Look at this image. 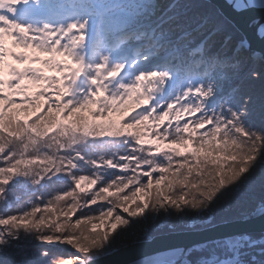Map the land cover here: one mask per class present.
Returning <instances> with one entry per match:
<instances>
[{
  "label": "trees",
  "instance_id": "16d2710c",
  "mask_svg": "<svg viewBox=\"0 0 264 264\" xmlns=\"http://www.w3.org/2000/svg\"><path fill=\"white\" fill-rule=\"evenodd\" d=\"M92 1L127 13L128 37L121 47L141 39L135 26L152 29L155 42L162 41L154 47L157 51L164 42L175 41L182 29L189 30L176 43L172 59L178 61L167 66L178 67L181 77L185 71L180 65L190 58L207 61L201 75L181 77L193 87L200 84L186 95L196 102L200 117L189 111L182 118L177 105L169 108L167 97L146 112L114 116L108 110L111 102L100 105L93 90L103 88V80L97 77L92 84L88 73L77 81L74 74L62 72L68 98L60 115L45 98L58 95V78L40 74L23 90L18 87L17 101L0 114V216L24 217L31 223L26 228L0 224V248L8 260L26 253L25 264H75L86 255L158 232L243 218L264 204L262 58L252 59L239 48L230 63L213 62L217 53L232 51L243 37L240 30L208 0H66L74 11L86 10L88 18L96 12ZM73 26L81 47L84 26ZM200 40L202 51L187 53ZM244 67L249 68L240 79H232ZM176 85H169V94ZM210 98L209 106L219 110L213 108L216 121L207 119L210 107H201L200 100L207 104ZM37 107L40 112L28 117ZM124 208L129 211L124 223L105 225L102 233L105 213L111 217ZM34 210L31 217L25 215ZM213 245L190 250L187 257L192 264H208L230 254ZM245 264H251L249 258Z\"/></svg>",
  "mask_w": 264,
  "mask_h": 264
},
{
  "label": "rangeland",
  "instance_id": "374dc122",
  "mask_svg": "<svg viewBox=\"0 0 264 264\" xmlns=\"http://www.w3.org/2000/svg\"><path fill=\"white\" fill-rule=\"evenodd\" d=\"M30 1L32 6L38 2V10L36 12H29L30 10H28L22 18L9 19L8 24L2 28L3 34L0 35V105H5L9 100L10 102L16 101L17 99L11 95L13 93L17 94L16 89L22 87L24 82L29 81V79L35 81L40 74L47 76L48 73L54 70L58 72L61 80L64 76L62 72L67 70L68 74H74L77 81H81L79 79L85 73L90 75L92 81L96 80L97 77H101L103 88L97 85L93 89L95 94L97 93L99 104L104 105L105 101L109 100L111 102L109 105L111 107L108 109L109 112L114 116L121 114L126 117L132 112H146L155 103L152 91L155 85L153 79L157 70L161 72L160 76L158 75L160 81H162L163 77H167L170 84L174 83V81L177 84L173 93L167 96V98L171 99L169 108H174L177 105L181 110L179 112L182 118L189 111L194 113L195 117H200L195 112L199 110L196 108V102L186 97L188 93H194L191 91H195L200 84L193 87L189 85L187 80L181 78L191 74L184 73V75L178 77L175 70L172 71L165 65L162 68H157L159 66L160 52L152 47V43L146 44L139 51L136 50L137 46L134 47L135 45H133L125 47L117 53L114 52L126 39L118 37L116 42L106 39L109 38V32L115 33L117 31V34L124 29L128 17L123 10H113L114 6L110 4L104 5L102 8H97L94 5L96 12L92 18H88L85 16L86 10L74 11L63 0H52L54 5L48 3V0ZM30 14H33V16H29ZM70 21L72 23L81 22L84 26L83 31L80 33L86 39L81 47V42L77 38L78 33H76L72 25H69L71 24ZM186 32L182 29L180 33L184 35ZM114 37L116 36L114 35ZM10 39L15 48L13 54L7 48ZM190 46H188L187 51L195 53L196 47L190 48ZM231 54L229 53L228 55ZM51 56L52 58L50 59ZM11 59L18 63V70H12V67L9 66ZM69 60L72 63L79 64L78 67L80 66V68L76 67L74 69L72 65L67 64ZM103 68L105 70L102 73ZM248 68L244 67L240 74L232 73V79H240L241 73H245L244 71H247ZM79 71H83V75L79 74ZM96 72H100L102 75H98ZM60 83L62 87L66 85L65 81H60ZM178 86L179 88H177ZM210 101L211 99H208L206 101L207 104H205L203 99L200 100V102H203L201 107L203 106L205 109L210 107L211 110L208 111L207 119L212 118L213 121H216L218 116L213 114V108L217 112L219 110L216 106H209V104H212ZM51 102H53V99ZM54 102L58 103L57 100ZM119 104L123 106L122 109H118ZM34 109L29 116L40 110L39 108ZM22 114L28 116L27 114ZM223 121L226 122L224 119ZM214 125L213 123L212 127ZM225 129L229 131L228 137H232L233 132L230 128L225 127ZM185 147V150H188L189 147L186 145ZM142 198L141 194L137 195V200L140 203H143ZM120 212L122 214H113L111 216L114 218L113 220L109 217V213H105L101 222L102 227H100L102 233H104L103 228L105 225L114 228L117 224L124 223L129 211L124 208ZM137 213H140V209H138ZM195 219L193 218L192 221ZM212 243L221 248L225 247L223 249H227L230 253L226 254V256H220V258L231 257L235 252L244 251L250 247L264 246V232H248L246 240L241 242L229 244L225 239ZM203 245L193 246L191 251H189L199 250ZM186 258H188L187 254ZM248 258L251 264H258V259H252L250 256ZM248 258H238L235 261H228L223 264H245ZM80 260L82 258L76 259L75 264ZM188 260L192 264L189 258ZM172 264L182 263L178 259Z\"/></svg>",
  "mask_w": 264,
  "mask_h": 264
},
{
  "label": "water",
  "instance_id": "95a60500",
  "mask_svg": "<svg viewBox=\"0 0 264 264\" xmlns=\"http://www.w3.org/2000/svg\"><path fill=\"white\" fill-rule=\"evenodd\" d=\"M208 1L216 5L218 11L240 30L241 34H243L242 43L246 46L248 45L249 49L251 48L258 53L260 58H262V65L264 66V39L259 38L260 36L257 33H252L241 23V19L246 18L258 25L260 23L258 20L260 18L264 19V4H252L248 0H240L242 1V8L232 14L227 10L226 5L221 4L220 1ZM246 4L248 6H245ZM155 82L154 99H163L167 95L169 81L165 77L163 84H161L158 77H156ZM248 232H264V204L258 205L243 218L235 217L234 219H224V221L213 222L202 227L158 232V234L150 235L145 239H136L119 246H114V248L106 250L101 254L93 253L82 258L76 264H129L137 261V259L172 249H179L180 253H183L178 258L182 264H190L188 258H186V254L193 246H202L207 242L225 240L236 235H247ZM233 255L236 256V260L250 256L252 259H258V264H264V246L250 247L244 251L235 252ZM232 256L226 259L233 258ZM220 262L221 259L215 263Z\"/></svg>",
  "mask_w": 264,
  "mask_h": 264
},
{
  "label": "bare ground",
  "instance_id": "6f19581e",
  "mask_svg": "<svg viewBox=\"0 0 264 264\" xmlns=\"http://www.w3.org/2000/svg\"><path fill=\"white\" fill-rule=\"evenodd\" d=\"M220 1L221 4H224L226 5L227 7V10L229 12H231L232 14L236 13L237 9H241L242 8V1L240 0H218ZM250 3L252 4H264V0H248ZM28 3V0L27 2ZM25 3V0H0V8H5L7 9L8 11H10L11 13L15 14V13H19L21 8H19V6H23V5H26ZM16 6H18L16 8ZM2 11H0V17L1 18H5L4 16H7L9 17L8 15L4 14V16L1 14ZM237 16V15H235ZM238 17V16H237ZM10 18V17H9ZM12 19H15L17 18V16L15 17H11ZM6 20H8L6 18ZM258 25L256 23H253L251 20H247L246 18L244 19H241V23H243L247 28L248 30H250L252 33L254 34H258V30L264 26V19L260 18L258 20ZM8 24L7 21H4V25L3 27H5L6 25ZM3 34V29L1 30V34ZM259 35V34H258ZM260 36V35H259ZM261 38V37H259ZM264 39V38H263ZM241 40V39H240ZM242 45H244L242 43ZM244 47H246V49L250 50L248 45H244ZM7 48L10 49L11 51V54H13V51H14V47L12 46H8L7 45ZM13 59L9 61V66L12 67V70H18L16 66H14V63H13ZM227 242L229 244L231 243H236V242H241L243 240H246V235L245 234H242V235H236L234 237H229V238H226ZM183 255V253H180V250L179 249H172L170 251H164V252H159V254H153V255H149L148 257H145V258H140V259H137V261L135 262H132V263H129V264H172L175 260H177L179 257H181ZM88 256V255H86ZM85 256V257H86ZM83 257V258H85ZM233 258H230V259H226V258H220L221 259V262L220 263H215L217 262L218 260H220L219 258L216 259L215 261H212L208 264H223V263H226L228 261H235V255L232 256ZM226 259V260H224Z\"/></svg>",
  "mask_w": 264,
  "mask_h": 264
},
{
  "label": "snow or ice",
  "instance_id": "6c2138e0",
  "mask_svg": "<svg viewBox=\"0 0 264 264\" xmlns=\"http://www.w3.org/2000/svg\"><path fill=\"white\" fill-rule=\"evenodd\" d=\"M27 2V0H25V3ZM245 6H248L247 4ZM239 10V9H237ZM258 34L260 35L261 38H264V26H262L259 30H258ZM246 43V42H245ZM14 170V169H12ZM4 183H7V180L4 181ZM34 210L32 213H26L25 215L28 217H31L32 215L35 214ZM43 221L41 220L39 223H42ZM7 223H11L13 225V227H24L26 228L30 223H31V219H25L24 217H16V216H11V217H3L0 216V224H7ZM45 240H50L51 237H45ZM74 243V242H73ZM74 246L78 249V250H82V251H87L86 248H84L82 245L78 244V243H74ZM27 254L24 253L20 256V258H13L11 260L5 259V253H4V249L0 248V264H25V259L24 257ZM63 264H72V261L70 260H66L63 262Z\"/></svg>",
  "mask_w": 264,
  "mask_h": 264
}]
</instances>
